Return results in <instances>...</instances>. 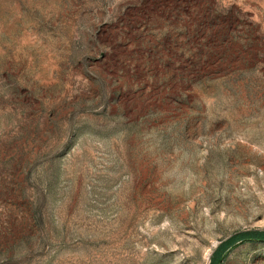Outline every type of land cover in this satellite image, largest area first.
<instances>
[{
  "label": "rangeland",
  "instance_id": "1",
  "mask_svg": "<svg viewBox=\"0 0 264 264\" xmlns=\"http://www.w3.org/2000/svg\"><path fill=\"white\" fill-rule=\"evenodd\" d=\"M248 229L264 0H0V264H209Z\"/></svg>",
  "mask_w": 264,
  "mask_h": 264
},
{
  "label": "trees",
  "instance_id": "2",
  "mask_svg": "<svg viewBox=\"0 0 264 264\" xmlns=\"http://www.w3.org/2000/svg\"><path fill=\"white\" fill-rule=\"evenodd\" d=\"M264 242V230H240L221 241L210 256L209 264H222L229 250L244 242Z\"/></svg>",
  "mask_w": 264,
  "mask_h": 264
}]
</instances>
